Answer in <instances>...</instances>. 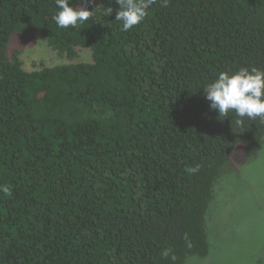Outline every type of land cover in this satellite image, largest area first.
Wrapping results in <instances>:
<instances>
[{"label": "trees", "instance_id": "trees-1", "mask_svg": "<svg viewBox=\"0 0 264 264\" xmlns=\"http://www.w3.org/2000/svg\"><path fill=\"white\" fill-rule=\"evenodd\" d=\"M88 6L60 28L55 0H0V264L205 258L221 183L257 158L264 120L221 119L203 86L264 69V0H156L128 31L116 0ZM32 30L92 61L26 70L9 46Z\"/></svg>", "mask_w": 264, "mask_h": 264}, {"label": "rangeland", "instance_id": "rangeland-1", "mask_svg": "<svg viewBox=\"0 0 264 264\" xmlns=\"http://www.w3.org/2000/svg\"><path fill=\"white\" fill-rule=\"evenodd\" d=\"M16 51L28 71L43 65L92 61L89 48H78L74 60L59 55L35 30L13 36L9 55ZM237 160L239 166L221 183L209 214L213 250L187 264H264V147L249 163Z\"/></svg>", "mask_w": 264, "mask_h": 264}, {"label": "clouds", "instance_id": "clouds-1", "mask_svg": "<svg viewBox=\"0 0 264 264\" xmlns=\"http://www.w3.org/2000/svg\"><path fill=\"white\" fill-rule=\"evenodd\" d=\"M93 0H81L74 6L70 0H55L58 11L52 19L60 28H77L95 17V8H89ZM156 0H116L119 11L116 20L122 22V31H128L141 24L148 16L150 7ZM167 0H164L166 6ZM114 9L107 7L106 15L111 16ZM210 108L217 111L224 119L234 114L235 123L243 126L244 118L264 120V69L242 67L237 71L227 70L218 73L217 77L203 86ZM199 166L188 169L197 172ZM0 191L7 194V185H0Z\"/></svg>", "mask_w": 264, "mask_h": 264}]
</instances>
